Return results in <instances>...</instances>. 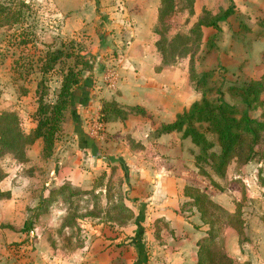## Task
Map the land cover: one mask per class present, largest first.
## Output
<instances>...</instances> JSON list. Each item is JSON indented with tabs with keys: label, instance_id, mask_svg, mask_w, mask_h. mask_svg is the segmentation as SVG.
I'll return each instance as SVG.
<instances>
[{
	"label": "rangeland",
	"instance_id": "obj_1",
	"mask_svg": "<svg viewBox=\"0 0 264 264\" xmlns=\"http://www.w3.org/2000/svg\"><path fill=\"white\" fill-rule=\"evenodd\" d=\"M156 1L158 0H150V4L154 5ZM173 2V7L159 4L161 12L152 28L151 41L158 42L159 47L163 48L166 61H175V65L183 70L181 79L185 82V90L192 54L199 72L217 71L210 86L222 87L224 90L231 82L244 83L264 74V35L258 37V33L264 31L263 16L254 17L243 13L233 16L228 24H222L223 33L217 32L219 39L215 43V49L207 52V38L213 30L206 29V38L201 40L197 23L202 18L213 15L215 10L229 5V0ZM200 2L209 4L200 7ZM0 4L7 8V14L0 16V112L18 113L26 133H30L37 125L35 114L38 108V82L45 76L50 92L49 100L55 101L61 88L62 69L66 71L77 63L76 57L64 56L60 60L61 64L59 61L53 69L44 74L42 63L46 61L47 53L62 45L68 52H84L90 59L91 66L83 71V80L87 75L94 77L89 73L98 62L94 49L101 46V40L105 39V44L107 41L108 45L115 46L119 43L114 41L117 36L119 41L120 37H123L119 46H126L129 41L125 38L126 32H123L126 31L125 28L115 26L122 24L117 19H111L110 11L117 9L123 15L120 19L131 25V20H128L125 13H128L127 10L136 9V5L128 4L127 0H0ZM4 22L5 24H1ZM240 22L251 27L252 32L243 33L239 29ZM256 40H261L262 43H257ZM119 54L117 46H110V50L101 57L105 62H98L100 66L103 65L100 72L117 69L118 65L109 62L108 58H118ZM78 68H82V65H78ZM95 79L97 80L98 76H95ZM104 84L110 90L115 89L109 87L106 81ZM194 90L191 87L189 95L185 94L187 103L200 97L201 93L195 88ZM259 113L260 110L255 115ZM73 114L69 107L51 156L44 155L43 143L39 139L28 146L25 161L18 160L13 154L0 156V169L6 172L8 177L4 186L9 187L10 179L16 176V183L13 184L16 196L12 197V202H0V226L10 224L11 219L16 221L23 218L26 213L29 221L33 223L27 238L29 243L40 237L47 241L48 246H57V252L66 254L87 246L89 235L93 236L95 230H100L101 224L117 236L126 239L139 237L135 227V217L140 213L136 205L139 199L131 195V189L136 182L134 179H128L121 164H114L113 160H105L102 156L110 158L109 154L114 153V146L121 147L122 142L129 143L134 150L148 149L143 145L145 134L142 132H127V135L120 136L121 141L116 140L114 127L107 130L102 124L99 132H95L97 122L100 121V114H97L89 118V122L84 121L88 138L93 139L98 148V153L94 155L92 150L80 146L75 131L79 121ZM124 126L133 129L132 125ZM145 128L152 129H149V126ZM209 137L214 139L212 133H209ZM147 139L150 140V137ZM193 147L196 146H185L183 154L178 155L179 160L184 159L183 171H187L186 181L200 186L231 212L239 206L244 219L243 232L248 241L240 244L237 231L231 226L223 225L216 245L240 264H264V163L252 161L244 165L241 161L234 160L228 167L226 177H215L217 182L213 186L210 180L197 173L193 158L198 149ZM215 149L220 150L219 146ZM134 168L135 165L130 164L129 174L136 176L135 171H138L137 175L142 176L140 170L134 171ZM173 169L175 173L181 172L180 167L176 165H173ZM185 179L180 180V185H183ZM65 184L71 186L65 196H51ZM42 198L44 202H41ZM48 199H51V202ZM25 205L26 211L23 210ZM124 207H128L129 211ZM37 211H41L38 217L35 215ZM146 212L144 211L145 215ZM199 219V213L190 214L188 217L195 235L193 240L190 239L191 243L186 241V253H194L197 250L194 240L199 238V241L207 234L208 226H201L202 221ZM195 225L200 226L196 228ZM175 234L170 222L164 219L144 221L140 238L143 237L145 253L150 261L146 264L156 263L150 258L156 257V250L165 249L164 246L174 250L179 246L181 239L190 237L187 230H183L179 239H176ZM5 235V231L0 230V240ZM173 237L175 241L171 240ZM0 246V262L4 264H23L22 261H26V254L32 251V246L37 249L34 244L24 250L18 249L13 243L3 244L1 241Z\"/></svg>",
	"mask_w": 264,
	"mask_h": 264
},
{
	"label": "crops",
	"instance_id": "obj_2",
	"mask_svg": "<svg viewBox=\"0 0 264 264\" xmlns=\"http://www.w3.org/2000/svg\"><path fill=\"white\" fill-rule=\"evenodd\" d=\"M232 1L236 5V14L233 16L243 13L254 17L263 16L264 19V0ZM127 3L136 5L135 10H127L126 12L128 13H125L126 17L128 16V20H131V25L127 21L120 19L123 15L117 9L110 11L111 19H117L122 24L115 26L125 28L126 31H123L126 32L125 38L129 39L128 45L119 46L122 36L120 37V41L117 36L114 41L116 43L119 42L116 45L120 51L119 57L108 58L109 62L118 65L116 69L118 72L117 85L114 90L108 89L106 84H104L105 80L103 81L106 72H100V68L102 71L103 65L100 66L98 62L100 60L105 62V60L101 59L102 55L110 50V46L111 48L116 47L115 45H108L107 41L105 44V39H103L101 40V46L94 49L98 62L89 73L93 74L94 77L84 76L85 79L76 87L74 92L71 111L74 113L73 117L79 121L75 131L79 137L80 146L86 150H92V153L96 155L98 148L95 141L88 138L84 129V121L89 122V118L100 114L103 100H116L124 105H141L145 107L146 114L144 116L130 115L125 121L111 122L105 124V126L107 130L112 127L115 128L114 133L116 134L115 138L117 141H121L122 139L120 138L122 137L120 136L127 132L131 134L142 132L145 134L143 145L147 146L148 149L142 151L134 150L129 143L125 144L122 142V148L114 146V153L109 154L110 158L106 155L102 156V158L113 160L114 164H121L125 169L126 175H128V179H134L136 182L131 189V195L139 199L136 205L140 213L135 217V227L140 231V237L146 219H164L170 222L171 228L175 230L176 239L180 238L183 230L189 231L190 237L181 239L178 247L174 250H169L168 246H164L165 249L155 251L156 257L150 256L151 260L154 263L156 262L155 264H198L197 245L199 238L194 240L197 250L194 253L190 251L186 253L188 250L186 241L191 243L195 232L190 227L192 223L188 221L190 214L180 211L181 204L185 199V187L194 184L186 181L187 175L185 172L187 171L186 169L183 171L185 168L184 159L182 161L178 159V155L183 154L185 146L190 147L191 145H195L189 138H182V134L179 132L159 133V128L163 123L173 122L179 113L190 108L194 101L199 100L201 94L198 99L187 103L188 98L185 97V94L189 95L191 87L194 90L190 80V73L186 83L187 89L185 90V82L181 79V72L183 70L178 68L175 63L164 64L160 50L156 43L151 41V36L153 35L152 28H154L159 18V4L161 3L162 5V0L156 1L154 5L150 4V0H127ZM208 4L209 2H200L199 6L204 7L208 6ZM228 4L230 5V0ZM229 5L222 9H226ZM222 9L215 10L214 14L219 13ZM233 16L229 17L226 21L220 22L222 30L219 33H223L222 24H228ZM208 28L213 30L212 34L218 32L213 27H203L204 39L206 38L205 32H207L206 29ZM256 42L262 43L261 40H256ZM95 76H98L97 80ZM81 123L82 125H80ZM138 123H142V125L140 124V126ZM124 125H128L129 127L132 125L133 129L126 128ZM145 126H149V129H152L147 130ZM121 127L123 128L121 129ZM149 137L150 140L147 139ZM94 159L93 157L92 162H94ZM130 164L135 165L134 171L140 170L142 176L137 175L138 171H135L136 176L130 175ZM149 164L155 166H148ZM173 165L180 167L181 172L175 173ZM194 167L196 168L195 163ZM93 168L94 166H92ZM196 171L198 173V170ZM7 178V173L5 172V177L0 181V189L10 193V197L0 198V202L11 201L12 197L16 196V191L13 189V184L16 183V176L10 179L9 187L4 186ZM182 178L185 180L183 185H180ZM151 184L152 186L150 187ZM132 200L135 201L134 198ZM23 210L26 211V205L23 207ZM19 211H21L20 208ZM144 211H147L146 215ZM27 221H29V217L25 213L23 218H18L16 221L11 219L10 224L0 226L3 228L0 230L6 233L5 237L0 240L3 244L13 243L18 249L24 248V250L29 249L32 244L35 247L37 246V249L32 246V251L26 254L27 259L26 261L25 259L22 261L23 264H146L149 259L145 253L146 249L143 237H130L126 239L113 234L104 224H101L102 228L100 230L94 231L96 233L93 232V236L89 235V244L84 248L74 253L66 254L62 251L60 253V251L57 252V246L53 248L48 246L47 241L40 237H36L29 243L27 238H29L30 232L22 231ZM171 240L175 241V238L173 237ZM0 264L4 263L0 262Z\"/></svg>",
	"mask_w": 264,
	"mask_h": 264
},
{
	"label": "trees",
	"instance_id": "obj_3",
	"mask_svg": "<svg viewBox=\"0 0 264 264\" xmlns=\"http://www.w3.org/2000/svg\"><path fill=\"white\" fill-rule=\"evenodd\" d=\"M162 3L171 7L174 5L173 0H162ZM5 14L7 8L0 4V16ZM234 14L236 5L230 0V5L226 9L202 18L197 23L199 38L203 40V27H213L219 33L222 30L220 22L228 20ZM240 29L245 34L252 31L251 27L243 22H240ZM218 33L208 38L207 52L215 49V43L219 39ZM258 35L263 36L264 32ZM156 45L162 54L164 64L175 63L166 61L163 48L159 47L158 42ZM84 54L80 51L68 52L63 45L47 53L46 61L42 63L44 74L53 69L64 56L76 57L77 63L68 67L66 71L62 69L61 88L55 101L49 100L50 92L46 86L45 76L38 82L36 89L38 108L35 114L37 125L30 133L24 131L18 113L0 112V156L13 154L18 160L25 161L28 146L38 139L42 140L44 155L51 156L57 135L62 129L65 112L72 106L75 89L83 81V71L91 66L90 59ZM80 64L82 68L77 69ZM216 72L215 70L199 72L192 54L189 65L190 80L193 87L201 93V98L194 101L190 108L179 113L173 122L163 123L159 128V133L179 132L182 138L191 140L198 149L194 154L198 173L210 180L213 186L217 182L215 177L220 179L226 177L228 167L234 160L241 161L244 165L252 161L264 163V74L260 78L244 83L231 82L224 90L222 87L210 86ZM258 110L259 115H255ZM144 114L146 109L141 105L122 106L114 100H103L100 121L105 125L125 121L130 115ZM209 133L214 135V139H210ZM216 146H219V151L215 149ZM4 177L5 172L0 169V181ZM70 187L69 184L62 185L51 196L53 194L65 196ZM8 197L10 193L0 189V198ZM184 197L180 211L188 214L199 213L201 226L202 224L208 226L207 234L198 241V264H240L216 245L223 225L231 226L237 231L240 244L248 241V238L244 237V219L240 207L231 212L212 199L205 190L194 185L185 187ZM48 200L51 202V199ZM41 202H44L43 198ZM124 208L129 211L128 207ZM40 212L37 211L35 215L38 217ZM32 225L31 221H27L22 231L29 233ZM199 226L195 225L196 228ZM136 232L140 237V231Z\"/></svg>",
	"mask_w": 264,
	"mask_h": 264
},
{
	"label": "built area",
	"instance_id": "obj_4",
	"mask_svg": "<svg viewBox=\"0 0 264 264\" xmlns=\"http://www.w3.org/2000/svg\"><path fill=\"white\" fill-rule=\"evenodd\" d=\"M105 81L108 83V86L111 88H115L117 85V81H118V72L116 69H109L106 73H105ZM102 122L98 121L97 122V128L95 129V132H99V130L102 128Z\"/></svg>",
	"mask_w": 264,
	"mask_h": 264
}]
</instances>
